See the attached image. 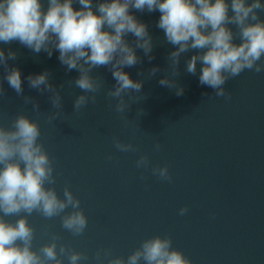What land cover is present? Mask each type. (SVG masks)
Here are the masks:
<instances>
[{
    "label": "water",
    "instance_id": "water-1",
    "mask_svg": "<svg viewBox=\"0 0 264 264\" xmlns=\"http://www.w3.org/2000/svg\"><path fill=\"white\" fill-rule=\"evenodd\" d=\"M41 2L46 10L47 0ZM73 7L81 6L74 2ZM130 12L147 25L154 59L136 49L142 62L123 69L134 81H143L141 92L130 94L143 98L131 103L124 114L115 112L110 107L115 101L105 95L116 83L108 67L92 72L104 84L97 102L73 112L74 100L82 91L68 82L79 72L68 71L58 60V51L49 57L18 41L0 42L5 55L9 50L16 53L8 66L19 68L23 87V94L17 95L0 65V85L6 93L0 96V125L10 127L21 113L38 122L40 141L55 168L56 183L48 187L63 198L68 186L88 218L85 232L73 236L62 228L61 217L46 219L34 212L28 217L35 228L33 249L49 243L55 234L60 237L58 245L85 254L87 259L79 264H99L97 251L111 249L113 255L126 259L142 240L167 235L192 264H264V73L245 71L225 85L230 98L215 97L212 88L199 82V63L196 75L185 71L186 61L196 51L191 50L180 58V75L175 79L184 93L178 96L159 84L168 75V56L175 50L157 27L161 14ZM259 16L264 20V12ZM229 27L236 31L235 26ZM126 40L134 44L135 37L128 34ZM153 67L160 70L148 78ZM43 72L60 91L66 120L49 122V114L57 111L51 94L29 87L26 78ZM24 96L38 102L39 113L24 104ZM140 109L143 115L138 116ZM113 136L132 143L137 151H117ZM157 142L162 145L158 152L153 150ZM109 154L111 161L106 158ZM144 154L153 165L168 166L171 183L136 168V160ZM142 172L147 177L143 181ZM185 206L189 211L180 216L178 210ZM4 218L15 223L19 216ZM62 259L69 264L66 256Z\"/></svg>",
    "mask_w": 264,
    "mask_h": 264
},
{
    "label": "clouds",
    "instance_id": "clouds-1",
    "mask_svg": "<svg viewBox=\"0 0 264 264\" xmlns=\"http://www.w3.org/2000/svg\"><path fill=\"white\" fill-rule=\"evenodd\" d=\"M74 2L81 7L75 9ZM47 5L45 10L41 0H0V42L18 41L34 53L43 51L49 57L58 51L60 63L68 71L79 72L74 81L68 82L82 91L74 100L73 112L97 102L104 84L92 72L99 67H108L116 82L105 93L110 101H115L110 104L115 112L124 114L131 103L143 98L130 95L141 92L143 81H134L123 69L142 62L136 49H142L150 61L154 59L150 55L154 45L147 25L130 9L161 14L157 27L175 50L168 56V75L159 84L174 89L178 96L184 93L175 79L180 75V58L191 50L196 51L186 61L185 71L196 75L199 63V82L212 88L215 97L230 98L225 85L245 71L264 73V20L259 16L264 4L260 0H97L95 4L93 0H47ZM229 25L235 26L236 31ZM128 34L135 37L134 44L126 40ZM237 38L239 43L234 42ZM15 59V52L9 50L5 55L0 49L4 79L17 95H22L21 72L8 66V60ZM159 70L153 67L148 78ZM26 79L30 88L51 94L49 99L57 111L49 114V122L66 120L62 96L49 82V74L29 75ZM5 94L0 85V96ZM23 100L25 105H32L34 112H40L33 98L24 96ZM137 115H143V109ZM40 137L38 122L22 113L10 127L0 125V264H63L65 256L69 264H79L87 259L81 252L58 245L60 237L55 234L49 243L33 249L35 228L28 217L34 212L46 219L61 217L62 228L73 236L82 235L88 226L81 202L68 186L63 189V198L54 187H48L56 183L55 168ZM112 143L119 152L137 151L132 143L116 136ZM161 147L157 142L153 150L158 152ZM106 158L113 160L112 154ZM135 164L137 169L150 170L158 179L172 182L168 166L153 165L146 154L140 155ZM140 179H147L143 172ZM69 208L72 211L66 212ZM188 211L185 206L178 214L184 216ZM8 216L19 218L11 223L4 218ZM95 258L99 264H192L181 250L173 247L172 238L167 235L142 240L126 259L113 255L111 249L97 251Z\"/></svg>",
    "mask_w": 264,
    "mask_h": 264
}]
</instances>
